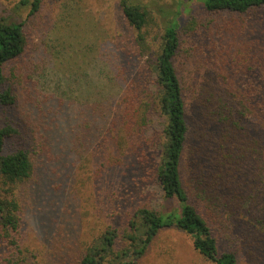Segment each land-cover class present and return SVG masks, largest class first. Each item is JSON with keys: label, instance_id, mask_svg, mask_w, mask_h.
<instances>
[{"label": "rangeland", "instance_id": "1", "mask_svg": "<svg viewBox=\"0 0 264 264\" xmlns=\"http://www.w3.org/2000/svg\"><path fill=\"white\" fill-rule=\"evenodd\" d=\"M22 1L0 0V18L23 23L26 37L24 53L4 69L16 104H0V125L19 131L17 145L24 144L36 163L34 175L17 194L22 258L25 264H81L104 233L117 232L119 250L139 209L164 207L157 171L167 119L156 106L154 53L162 21L157 17L144 30L151 45L145 53L122 14L123 0H43L34 15ZM139 1L155 15L159 9L180 11L174 65L184 84L207 97L212 104L208 110L218 107L227 90L264 87V8L211 13L201 1ZM135 94L142 99L131 124L117 122L122 99ZM244 106L248 117L252 109L246 101ZM200 120L194 109L189 116L192 140L181 166L185 184L202 166L207 180L223 175L232 195L250 197L242 210L249 211L250 202L264 200V144L257 153L248 126L250 134L231 122L220 126L209 119V138L199 139ZM223 201L227 205L214 207L215 219L220 215L231 226L226 218L236 203ZM238 202L241 208L244 202ZM206 206H198L203 215ZM260 207L245 215L258 220ZM219 232L220 254L234 252L237 264H264V231L250 226L232 236L231 231ZM138 264L210 263L195 251L190 237L168 228Z\"/></svg>", "mask_w": 264, "mask_h": 264}, {"label": "trees", "instance_id": "2", "mask_svg": "<svg viewBox=\"0 0 264 264\" xmlns=\"http://www.w3.org/2000/svg\"><path fill=\"white\" fill-rule=\"evenodd\" d=\"M193 1H201L205 9L211 13L227 11L246 14L253 9L264 8V0ZM42 2L43 0H23L21 5L29 7L30 14L34 15L41 9ZM120 5L126 22L137 33L136 43L142 52L146 53L151 49L144 30L154 23L157 17L162 21L163 34L154 53L156 54V84L159 90L156 106L167 119L165 146L157 171L158 182L164 193V207L159 211L148 208L139 209L129 222L130 232L125 237L126 245L119 250L115 245L117 232L114 230L104 233L99 240V245L90 247L81 264H138L156 237L162 230L168 228H176L190 237L195 251L210 264H237L234 252L220 254L219 231H231V236L235 230L248 229L250 226L252 231H264L256 229L253 224L257 222L264 228V200L250 202V209L247 212L245 210L246 214L249 215L252 212L251 208L256 209L259 206L261 207L258 210L261 213L255 215L259 217L258 220L254 219L252 214L248 218L242 210L246 205L244 199L250 197L232 195L231 189H228L229 185L222 182L223 175L219 174L207 180V170L200 166L202 171H196L194 181L191 180L188 185L182 177L181 166L192 140L191 133L194 130L190 127L189 116L194 109H197L201 116L195 134L199 136V139L209 138L206 119L220 126L231 122L232 126L246 133L249 132L247 126L253 131L254 142L251 145L254 146L255 152H260L264 144L262 129L264 87L254 89L250 85L243 90L235 87L232 89L234 93L227 90L223 93V100L218 103V107L208 110L212 104L208 106L210 101H206L207 97L199 90L189 87L187 83L184 84L174 65V59L180 48L178 33L180 11L165 12V9H159L155 11V15L139 0H123ZM25 45L24 24L0 18V87L4 88L0 93V104L4 107H13L16 104L13 89L7 84L4 69L24 53ZM125 97L119 105L117 122L124 121L125 125L129 126L131 124L129 120L136 114L135 107L139 105L142 98H139L137 94L133 97ZM236 98L239 100V105L235 104ZM244 101L248 102L252 109L248 117L245 115L248 109L244 106ZM241 108L246 110L241 111ZM138 130L141 132L144 127H138ZM18 136H20L19 131L12 125H0V264H25V259L22 258L24 251L19 241L22 218L17 194L34 175L36 163L33 154L25 148L24 144L17 145ZM220 149L219 144L217 151L219 152ZM224 182L227 180L225 179ZM223 200L236 203L235 208L228 212L230 217L226 218L231 222V226L223 222L224 219L222 220L220 215L219 219H215L217 214L214 207L220 204L227 205ZM238 201L243 203L241 208ZM203 204L208 206L206 215H203L198 207ZM206 216L212 218L216 226L212 225Z\"/></svg>", "mask_w": 264, "mask_h": 264}]
</instances>
